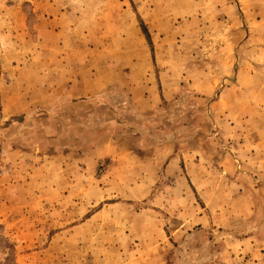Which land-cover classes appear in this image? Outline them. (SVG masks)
<instances>
[{
	"label": "rangeland",
	"instance_id": "rangeland-1",
	"mask_svg": "<svg viewBox=\"0 0 264 264\" xmlns=\"http://www.w3.org/2000/svg\"><path fill=\"white\" fill-rule=\"evenodd\" d=\"M0 264H264V0H0Z\"/></svg>",
	"mask_w": 264,
	"mask_h": 264
}]
</instances>
